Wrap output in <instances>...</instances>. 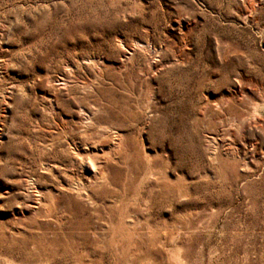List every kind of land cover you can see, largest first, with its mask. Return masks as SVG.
Masks as SVG:
<instances>
[{
  "label": "rangeland",
  "instance_id": "374dc122",
  "mask_svg": "<svg viewBox=\"0 0 264 264\" xmlns=\"http://www.w3.org/2000/svg\"><path fill=\"white\" fill-rule=\"evenodd\" d=\"M0 264H264V0H0Z\"/></svg>",
  "mask_w": 264,
  "mask_h": 264
}]
</instances>
